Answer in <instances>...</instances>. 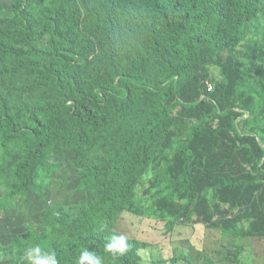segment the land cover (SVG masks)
Returning a JSON list of instances; mask_svg holds the SVG:
<instances>
[{
    "label": "rangeland",
    "instance_id": "1",
    "mask_svg": "<svg viewBox=\"0 0 264 264\" xmlns=\"http://www.w3.org/2000/svg\"><path fill=\"white\" fill-rule=\"evenodd\" d=\"M15 1L0 0V19L14 21L13 12L6 8ZM22 1L36 20L40 8L50 7L52 2ZM81 1L76 7H82ZM254 20L257 28L247 34L238 32L242 40L235 48L236 56L228 44L225 53L211 58L205 51L198 58L195 74L182 90L184 102L173 111L167 127L161 128L164 141L157 151L152 149L151 164L129 199L101 225L93 218L99 216L94 214L97 208L75 209L91 200V194L79 184L85 166L96 167L105 156L99 149L100 136L90 138L92 146L86 157L80 158L81 144L76 132L69 130L71 122L64 111L57 120L55 146L41 156L35 186L12 196L11 186L27 178V172L18 175L17 167L33 142L11 133L5 125L0 137V264H10L1 248H8L18 235L28 231L34 243L37 236L43 237L41 234L46 238L53 231H67L66 221L63 223L66 219L69 227L76 229V236L80 229L92 228L95 237L111 244H135L142 264H264V179L257 170L258 159H264V148L256 135H251L264 137V0H256ZM72 24L71 18L65 19L63 30H70ZM98 25L90 13L81 12L71 34L70 49L77 53L75 64L54 67L62 76L76 75L100 82L108 73L107 60L99 73L95 69L93 43L106 44L103 36L110 33L105 34V28L98 33ZM119 36L122 51L128 45L147 46L121 30ZM58 42L47 34L33 46L52 53ZM8 45L21 50L30 48L16 41ZM122 53L124 59H133ZM143 57L152 60L145 54ZM42 79L26 71L13 79L0 80V111L6 108L8 115L16 118L17 127L25 124L27 109L64 103L70 106L74 101L39 86ZM253 89L262 96L260 104ZM216 108L236 112L245 108L246 130L239 133L234 122L236 112L216 116ZM190 137L188 167L196 188L193 199L178 187L183 152ZM65 241L55 239L56 243ZM104 260H98V264H111Z\"/></svg>",
    "mask_w": 264,
    "mask_h": 264
},
{
    "label": "trees",
    "instance_id": "2",
    "mask_svg": "<svg viewBox=\"0 0 264 264\" xmlns=\"http://www.w3.org/2000/svg\"><path fill=\"white\" fill-rule=\"evenodd\" d=\"M81 2L79 8L76 7L78 0H52L50 7L40 8L37 20L22 0H16L12 7L6 8L15 18L14 21L0 19V80L13 79L30 71L43 78L39 86L74 101L70 106L64 103L27 109L26 122L20 127L16 126V118H11L3 108L0 111V137L6 125L11 133L24 135L33 142V147L17 167L18 175L27 172V178L11 186L12 196H17L35 186L34 177L41 156L55 146L57 120L64 111L71 122L69 130L76 132L81 144L80 158H85L92 146L90 138L100 136L99 149L105 156L98 166H85L79 184L83 191L91 194V200L75 209L97 208L94 214L99 216H92L95 223L101 225L117 206L129 199L144 170L151 164L152 149L157 151L164 141L161 128L167 127L173 111L184 102L182 90L195 74L198 58L205 51L210 52L211 58L225 53L228 44L229 51L236 56L235 48L242 40L237 37L238 32L247 34L257 28L254 20L256 0ZM83 10L98 21V33H102L103 28L105 34L110 32V41L109 35H104L106 44L101 41L92 46L96 49L95 69L98 73L108 61V73L100 82L76 75L62 76L54 68L60 63L75 64L77 53L70 49L71 34ZM68 18L73 20L72 27L63 30ZM119 30L147 46L133 48L128 45L122 51ZM47 34L59 41L52 53L38 51L33 46ZM11 41L30 48L15 49L8 45ZM122 52L133 59H124ZM144 54L152 60L144 58ZM85 66L88 67L86 63ZM254 92L260 104L262 96ZM215 112L216 116H230L236 111L216 108ZM236 113V127L239 133L244 132L245 108ZM252 134L264 148V137ZM191 139L187 140L183 152L178 186L188 192L189 199H193L196 190L195 179L188 167ZM258 161L257 170L264 179V159ZM95 198L97 202H93ZM65 221L67 231H53L47 239L41 234L43 237L37 236L34 243V236L26 231L1 251L10 264H98V260L104 259L111 264H142L135 244L126 241L111 244L104 238L95 237L92 228L80 229L76 236V229L69 227V219L63 223ZM55 239L66 241L56 243Z\"/></svg>",
    "mask_w": 264,
    "mask_h": 264
}]
</instances>
